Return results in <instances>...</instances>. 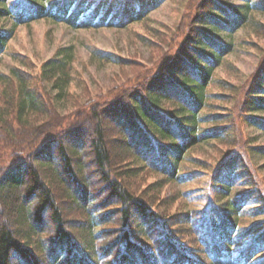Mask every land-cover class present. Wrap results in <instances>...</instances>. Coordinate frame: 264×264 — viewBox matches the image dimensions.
I'll list each match as a JSON object with an SVG mask.
<instances>
[{
    "label": "trees",
    "instance_id": "obj_1",
    "mask_svg": "<svg viewBox=\"0 0 264 264\" xmlns=\"http://www.w3.org/2000/svg\"><path fill=\"white\" fill-rule=\"evenodd\" d=\"M163 1L0 0V23L12 21L0 25V57L19 25L128 28ZM195 10L170 60L145 77L131 80L147 69L137 57L93 50L128 69L94 96L74 92L73 46L39 74L23 62L0 71V264H264V220L248 221L264 215V193L233 116L212 110L211 98L226 94L210 90L235 50L222 33L264 28V0H200ZM160 42L172 48V37ZM245 104L243 120L264 128V66ZM214 145L227 150L211 170L207 207L198 206L175 186L207 167L195 152ZM248 152L264 156V146Z\"/></svg>",
    "mask_w": 264,
    "mask_h": 264
},
{
    "label": "rangeland",
    "instance_id": "obj_2",
    "mask_svg": "<svg viewBox=\"0 0 264 264\" xmlns=\"http://www.w3.org/2000/svg\"><path fill=\"white\" fill-rule=\"evenodd\" d=\"M199 1L165 0L150 13L147 20L134 23L128 28H75L65 22L45 19L19 25L13 38L8 41L5 54L0 57V71L8 72L10 67L23 62L24 69L39 74L41 64L55 55L59 47L73 46L76 52L74 74L76 82L81 86L75 87L74 92L80 93L82 87L89 88V92L84 89L87 95L94 96L101 90L106 92L116 83L113 81L114 74L128 69L92 58L93 50L111 52L122 57H137L147 65V69L133 75L131 80L137 76L145 77L159 69L165 60H170L194 21L195 4ZM257 17L264 21V16ZM1 24L9 28L12 21ZM254 30L248 25L234 34L222 33V40L234 41L235 50L223 59L221 67L216 70L215 74L219 80L210 90L226 94L221 100L218 97L211 98L212 110L227 112L233 116L235 134L239 141L238 148L246 153L247 163L254 172V187L264 193V156L248 152V148L264 146V128L259 125L250 126L243 120L244 113L249 112L245 104L247 92L264 66V28L258 32ZM164 37H168V40L172 37V48L167 45L161 47L160 40ZM93 100L96 98L93 97ZM257 114L264 118V110L258 111ZM111 148L114 154L121 149L116 143H111ZM226 150V145L203 146L196 150L195 155L204 158L207 167L199 169L202 170L199 175L187 183L175 186L176 189L191 191V195L197 200L195 202L207 207L208 197L212 194L207 189L211 170L218 167ZM7 154L8 150L5 149L4 155ZM194 168L193 163H187V170ZM238 187L240 189V186ZM252 204L248 203L249 206ZM254 220H264V215L253 216L248 221Z\"/></svg>",
    "mask_w": 264,
    "mask_h": 264
}]
</instances>
